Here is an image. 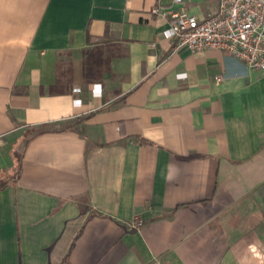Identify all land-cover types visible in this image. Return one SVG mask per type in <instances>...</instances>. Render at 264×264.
Masks as SVG:
<instances>
[{"label":"crops","instance_id":"crops-1","mask_svg":"<svg viewBox=\"0 0 264 264\" xmlns=\"http://www.w3.org/2000/svg\"><path fill=\"white\" fill-rule=\"evenodd\" d=\"M218 3L0 0V264H264V70L151 10Z\"/></svg>","mask_w":264,"mask_h":264},{"label":"built area","instance_id":"built-area-1","mask_svg":"<svg viewBox=\"0 0 264 264\" xmlns=\"http://www.w3.org/2000/svg\"><path fill=\"white\" fill-rule=\"evenodd\" d=\"M217 7L205 18L185 8L155 5L151 10L167 17L174 49L214 48L239 58L252 70H264V0H219ZM140 224L141 220L135 226Z\"/></svg>","mask_w":264,"mask_h":264},{"label":"trees","instance_id":"trees-1","mask_svg":"<svg viewBox=\"0 0 264 264\" xmlns=\"http://www.w3.org/2000/svg\"><path fill=\"white\" fill-rule=\"evenodd\" d=\"M84 54L86 55L84 59L85 78L90 82L100 79L110 59L103 54V50L98 45L84 49ZM20 167L21 162H19L18 169Z\"/></svg>","mask_w":264,"mask_h":264},{"label":"snow or ice","instance_id":"snow-or-ice-1","mask_svg":"<svg viewBox=\"0 0 264 264\" xmlns=\"http://www.w3.org/2000/svg\"><path fill=\"white\" fill-rule=\"evenodd\" d=\"M98 90V89H97Z\"/></svg>","mask_w":264,"mask_h":264}]
</instances>
